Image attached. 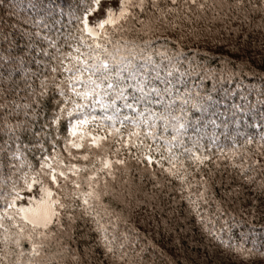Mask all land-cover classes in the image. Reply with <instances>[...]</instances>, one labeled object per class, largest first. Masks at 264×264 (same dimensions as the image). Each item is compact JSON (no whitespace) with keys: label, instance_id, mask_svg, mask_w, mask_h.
I'll return each mask as SVG.
<instances>
[{"label":"snow or ice","instance_id":"6c2138e0","mask_svg":"<svg viewBox=\"0 0 264 264\" xmlns=\"http://www.w3.org/2000/svg\"><path fill=\"white\" fill-rule=\"evenodd\" d=\"M5 6L20 15L0 32V264H150L130 221L171 231L181 214L220 264H264V71L247 48L259 34L264 63V0Z\"/></svg>","mask_w":264,"mask_h":264},{"label":"trees","instance_id":"16d2710c","mask_svg":"<svg viewBox=\"0 0 264 264\" xmlns=\"http://www.w3.org/2000/svg\"><path fill=\"white\" fill-rule=\"evenodd\" d=\"M10 3H12V0H0V32L5 29L10 30L11 26L17 23L20 15L19 9L13 12L5 6ZM260 43L259 34L249 35L247 48L248 57H251V59L248 60V57H245L248 63L258 72L264 71ZM244 71L246 72L247 69ZM244 79L245 83L249 80L248 77ZM256 82L259 83V80L257 79ZM156 219L158 222L160 221L159 215ZM130 223L134 224L147 236V239L141 240V244L147 245L149 241H152L156 245L155 249L151 247L148 249L146 259L150 261V264H220L222 260L220 255L212 254L213 245L209 243V238L203 232L202 226L197 223L195 216L181 214L179 222L173 218L169 224L171 231H166L163 223H160L159 228L153 224L150 229H146L140 223V217L134 218ZM229 223L231 224V220H229ZM247 231V225H238L233 228L232 234L239 240L240 234ZM254 231L258 242L264 239V229H261L259 224H257Z\"/></svg>","mask_w":264,"mask_h":264}]
</instances>
